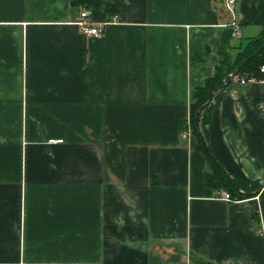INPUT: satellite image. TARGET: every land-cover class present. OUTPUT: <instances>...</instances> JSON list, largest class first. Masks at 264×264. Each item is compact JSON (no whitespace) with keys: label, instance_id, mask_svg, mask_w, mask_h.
Instances as JSON below:
<instances>
[{"label":"crops","instance_id":"1","mask_svg":"<svg viewBox=\"0 0 264 264\" xmlns=\"http://www.w3.org/2000/svg\"><path fill=\"white\" fill-rule=\"evenodd\" d=\"M103 34L76 25L82 10ZM0 0V264H264V79L194 92L264 25V0ZM61 140V143L50 141Z\"/></svg>","mask_w":264,"mask_h":264},{"label":"trees","instance_id":"2","mask_svg":"<svg viewBox=\"0 0 264 264\" xmlns=\"http://www.w3.org/2000/svg\"><path fill=\"white\" fill-rule=\"evenodd\" d=\"M262 65H264V25L261 33L249 39L234 57L224 52L215 75L206 82L204 87L194 92L190 106L191 123L193 132L198 134L203 143L215 92L225 88L236 78L264 79V74L260 73ZM199 110L200 112L197 114ZM208 181L214 185L222 186L234 199L253 197L261 189L257 183L229 175L220 167H216L215 174ZM231 184L236 190L232 188Z\"/></svg>","mask_w":264,"mask_h":264},{"label":"built area","instance_id":"3","mask_svg":"<svg viewBox=\"0 0 264 264\" xmlns=\"http://www.w3.org/2000/svg\"><path fill=\"white\" fill-rule=\"evenodd\" d=\"M235 3H236V0H225V8L231 15L230 22L228 23L230 35L234 39H240L242 37V28L234 19L233 6L235 5ZM76 25L80 28L82 33L85 34L86 36H93V37L99 38L103 34L105 23H100L99 25H93L89 19V12L83 9L79 14V19L76 22ZM260 73L264 74V65L260 67ZM240 82L244 83L245 80L241 79ZM258 109L264 110V107L262 105H259ZM185 124H186V130L183 133V137L189 136V133L191 132V121L189 118L187 119ZM50 142L51 143H61L62 141L58 140V141H50ZM263 192H264V188L259 190L258 195H261ZM218 197L227 202L236 201V199L232 198L230 194L225 193V192H220Z\"/></svg>","mask_w":264,"mask_h":264},{"label":"water","instance_id":"4","mask_svg":"<svg viewBox=\"0 0 264 264\" xmlns=\"http://www.w3.org/2000/svg\"><path fill=\"white\" fill-rule=\"evenodd\" d=\"M212 93H213V90L211 91V93H210V99H211V97H212ZM199 112H200V110L198 111V113L197 114H199ZM231 186H232V188L233 189H235L234 187H233V185L231 184ZM236 190V189H235ZM259 193V191L257 192V194Z\"/></svg>","mask_w":264,"mask_h":264}]
</instances>
